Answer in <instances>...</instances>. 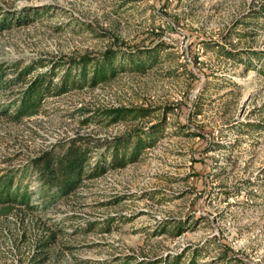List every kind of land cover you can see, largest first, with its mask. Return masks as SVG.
I'll return each instance as SVG.
<instances>
[{"label": "rangeland", "instance_id": "obj_1", "mask_svg": "<svg viewBox=\"0 0 264 264\" xmlns=\"http://www.w3.org/2000/svg\"><path fill=\"white\" fill-rule=\"evenodd\" d=\"M262 5L0 0L1 20L18 19L0 32L4 80L15 67L111 47L158 57L145 74L50 97L20 120L13 103L26 85L0 90V194L15 198L0 201V264H187L195 249L199 264H264V75L247 54L264 50V22L251 16ZM121 108L151 113L110 127L87 121ZM160 124L164 136L138 162L83 179L68 196L46 194L36 159L75 141L95 161L107 144Z\"/></svg>", "mask_w": 264, "mask_h": 264}, {"label": "trees", "instance_id": "obj_2", "mask_svg": "<svg viewBox=\"0 0 264 264\" xmlns=\"http://www.w3.org/2000/svg\"><path fill=\"white\" fill-rule=\"evenodd\" d=\"M251 16L264 22V5L260 9L252 11ZM32 20L28 18L24 22L30 24L33 22ZM13 22L18 24V19L6 21L0 18V32L11 28L14 25ZM221 48L220 52L225 56L242 61L236 52ZM247 54L262 63L260 73L264 75V50L251 51ZM136 56L138 55L131 51H124L123 48L111 47L100 55H86L66 63L37 61L30 63L22 71L17 67L12 69L14 77L10 80H4L8 74L6 72L4 74L6 76L1 77L0 71V90L26 85L21 91L19 99L13 103L16 108L14 119L20 120L30 111L41 108L45 100L50 97H59L85 89L93 90L101 84L115 81L120 74L125 72L145 74L158 61V57L154 56H148V60ZM248 64L245 63L247 66ZM41 69H45V71L37 73L36 76L29 79L32 73ZM91 113L87 121H106V125L110 127L122 121L137 120L150 114L151 110L121 108L97 110L91 111ZM161 124L155 126L150 132L133 133L123 139L116 140L114 144H107L100 157L95 161L92 150L88 146L76 145L75 141L61 155L48 152L42 158L36 159L33 163L36 164L41 184L48 188L46 194L68 196L79 187L83 179L92 180L105 175L110 170L124 169L138 162L142 154L147 149L153 148L164 136ZM54 193H58V195ZM0 199V201L5 199L7 202H12L15 198L9 192L5 194L3 191L0 194ZM177 225L172 226V231ZM53 237L54 235L51 236L49 242ZM47 243L48 241L44 242V244ZM199 251L198 249L193 251L187 264H199ZM151 264H184V262L179 257H164Z\"/></svg>", "mask_w": 264, "mask_h": 264}]
</instances>
